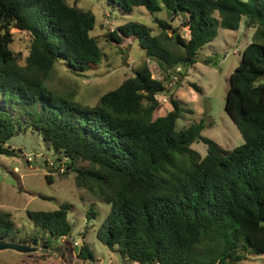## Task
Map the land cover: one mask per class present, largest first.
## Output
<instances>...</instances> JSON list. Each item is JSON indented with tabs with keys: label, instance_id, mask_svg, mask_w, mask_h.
I'll return each mask as SVG.
<instances>
[{
	"label": "trees",
	"instance_id": "16d2710c",
	"mask_svg": "<svg viewBox=\"0 0 264 264\" xmlns=\"http://www.w3.org/2000/svg\"><path fill=\"white\" fill-rule=\"evenodd\" d=\"M103 1L121 14L144 7L150 14L166 9L173 19H183L189 39L157 18L164 32L160 37L137 21L108 35L118 44L133 39L158 63L166 81L177 69L185 77L220 27L237 31L247 18V26L256 28L254 42L230 77L226 99L243 145L226 150L203 137L205 119L177 129L182 103L153 77L149 65L94 106L56 99L44 86L56 63L63 60L80 76L101 61V48L92 36L96 17L69 0H0V155L17 156L8 142L29 123L57 153L51 167L49 161L46 166L58 172L64 167L63 176L73 172L79 188L97 189L111 206L98 237L124 262L240 264L264 255V83L259 82L264 77V0ZM12 29L32 37L25 66L12 49ZM163 42L183 52L171 51ZM204 63L211 65L212 60ZM161 94L169 97L173 109L154 118ZM200 141L208 148L205 157L191 149ZM179 158L185 163L179 165ZM69 212L64 203L54 211L29 213L32 223L62 240L56 251L62 255L67 247L75 249ZM13 230L12 215L0 210V240L13 241ZM44 246L49 248V242ZM78 256L95 259L86 244Z\"/></svg>",
	"mask_w": 264,
	"mask_h": 264
},
{
	"label": "rangeland",
	"instance_id": "374dc122",
	"mask_svg": "<svg viewBox=\"0 0 264 264\" xmlns=\"http://www.w3.org/2000/svg\"><path fill=\"white\" fill-rule=\"evenodd\" d=\"M69 4L91 11L96 17L92 36L98 40L102 57L98 65L87 69L80 76L70 72L63 60L56 63L44 82L46 89L56 99L94 106L102 95L117 89L126 79L133 77L137 69L149 65L153 77L162 80L182 103L184 112L177 121V129L187 128L205 119L203 137L214 140L226 150L243 145L244 139L226 111V99L230 77L239 66L245 48L254 42L256 34V28L247 26L246 17L237 31L220 27L215 40L201 50L198 62L186 71L185 77H181L180 69H177L175 73L171 72L172 79L166 81L158 63L147 58L145 51L133 39L123 38L118 44L112 42L108 35L121 25L137 21L148 27L153 35L160 37L164 32L156 23L157 18L168 22L184 38L189 39L190 33L182 27V18L173 19L166 9L150 14L144 7L135 8L132 15L121 14L103 0H69ZM12 33V49L20 56V66H25L32 37L18 29H12ZM172 34L173 31H170ZM164 45L171 51L175 49L172 43ZM177 50L183 52L181 47ZM205 59H211L212 64L204 63ZM259 82L264 83V77ZM193 84L202 91L197 92ZM158 100L161 106L154 118L165 116L173 109L165 94L159 95ZM0 105L4 106V103L0 101ZM5 108L8 109V105ZM14 108L19 109V104H14ZM11 114L20 119L25 118H21L18 111H12ZM27 125L29 123L22 125L20 132L8 142L9 146L16 149L17 156L0 155V210L10 213L15 221V231L11 234L13 241L39 249L29 254L1 251L0 264H138L124 262L120 254L111 251L98 237L111 212V206L100 199L97 189L79 188L73 172L63 176L61 172L49 169L45 162H55L57 153L38 132ZM191 149L205 157L208 148L200 141L194 143ZM177 162L179 165L185 163L183 158ZM48 177H51L52 182ZM64 203L70 206V242L78 245H75V249L68 250L67 247L62 255L56 252L62 240L32 223L29 213L54 211ZM34 238L39 242H34ZM44 242H49V248L44 246ZM84 244L92 251L94 261L79 258V250ZM240 264H264V255H253L250 260Z\"/></svg>",
	"mask_w": 264,
	"mask_h": 264
},
{
	"label": "water",
	"instance_id": "95a60500",
	"mask_svg": "<svg viewBox=\"0 0 264 264\" xmlns=\"http://www.w3.org/2000/svg\"><path fill=\"white\" fill-rule=\"evenodd\" d=\"M39 248L32 247L27 244H21L14 241H6V240H0V252L1 251H7V250H13L18 253L22 254H29L33 252H37Z\"/></svg>",
	"mask_w": 264,
	"mask_h": 264
},
{
	"label": "built area",
	"instance_id": "2783aa9c",
	"mask_svg": "<svg viewBox=\"0 0 264 264\" xmlns=\"http://www.w3.org/2000/svg\"><path fill=\"white\" fill-rule=\"evenodd\" d=\"M50 164L52 165V163H50ZM60 172H61V173L64 172V167H62V169L60 170ZM74 245H78V244L76 243V244H74Z\"/></svg>",
	"mask_w": 264,
	"mask_h": 264
}]
</instances>
